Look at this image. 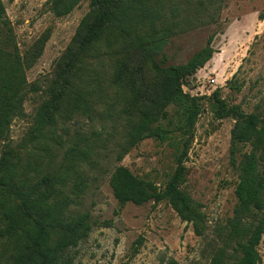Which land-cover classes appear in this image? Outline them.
Returning <instances> with one entry per match:
<instances>
[{
	"label": "rangeland",
	"instance_id": "1",
	"mask_svg": "<svg viewBox=\"0 0 264 264\" xmlns=\"http://www.w3.org/2000/svg\"><path fill=\"white\" fill-rule=\"evenodd\" d=\"M91 1L81 0L71 12L57 16L50 0H0V30L25 59L27 81L38 86L35 91L28 88L25 114L12 120L7 139L0 143V158L6 149L19 153L23 158L19 170L37 179L63 173L59 199L68 202L67 215L89 213L92 226L86 237L67 249L73 264H212L237 205L240 163L251 150L249 143L232 150L236 120L217 117L212 95L219 90L228 105L245 113L264 110V0H145L158 36L165 38L157 55L163 67L187 64L206 47L212 54L183 81L184 92L195 102L183 100L166 107L161 127L170 137L144 138L121 160L118 155L126 148L133 121L120 111L130 93H121L116 68L128 47L118 41L114 47L119 53L110 56L103 46L108 38L113 43L115 29L108 27L101 54L86 58V50L75 41ZM69 51L83 60L84 70L75 83L87 94V104L81 102L69 114L70 105L65 103L57 121L39 134L34 131L37 109ZM212 73L215 86L206 81ZM162 77L146 75L151 84ZM194 106L199 113L193 124L186 123L187 111ZM175 140L188 144L180 189L196 218L186 219L170 198L121 205L110 185L114 168L126 166L163 190L178 167ZM12 250L0 242V264H9ZM258 251L264 264V233Z\"/></svg>",
	"mask_w": 264,
	"mask_h": 264
},
{
	"label": "trees",
	"instance_id": "2",
	"mask_svg": "<svg viewBox=\"0 0 264 264\" xmlns=\"http://www.w3.org/2000/svg\"><path fill=\"white\" fill-rule=\"evenodd\" d=\"M80 1L50 0V9L62 16ZM151 10L145 0H92L91 10L83 19L75 41L81 50H86L83 53L86 58L99 56L103 47L116 58L119 50L114 44L118 41L128 47V55L116 68V81L123 84L121 93H130L120 111L130 116L133 124L119 160L144 138L166 140L170 137L169 130L161 127L166 107L183 100L195 102V98L184 92L183 81L212 54L210 47H206L195 53L187 64L163 67L157 55L165 38L158 36ZM108 27L115 29L114 40L112 43L108 38L102 47L101 39ZM9 41L0 30V143L7 139L12 120L25 114L28 88L38 89L27 81L25 59L10 47ZM74 54L75 51H69L65 55L64 64L58 67L47 87L48 97L37 109L34 131L39 134L57 121L65 103L71 106H68L69 114L78 109L81 102L87 104V94L75 83L84 70L83 60L76 59ZM76 63H80L79 67ZM146 75L156 79L163 77L151 84ZM212 96L217 104V117L233 116L236 120L232 129V150L235 151L239 143L251 144L250 152L239 166L240 176L235 188L237 205L225 226L223 244L215 251L212 264H260L258 245L264 233V110L245 113L237 105H228L219 96V90ZM198 113L197 106L189 109L186 123L193 124ZM174 143L178 167L163 190L126 166L114 168L110 185L121 205L128 202L141 205L170 198L186 219L196 218L190 199L180 189L185 177L183 162L188 144L178 140ZM22 159L11 149H6L0 158V242L7 249L13 246L7 261L9 264H73L66 251L90 232V214L67 215L68 202L59 199V186L64 185L63 173L34 178L26 170H19Z\"/></svg>",
	"mask_w": 264,
	"mask_h": 264
},
{
	"label": "built area",
	"instance_id": "3",
	"mask_svg": "<svg viewBox=\"0 0 264 264\" xmlns=\"http://www.w3.org/2000/svg\"><path fill=\"white\" fill-rule=\"evenodd\" d=\"M200 79H201V77H200ZM202 80H204V78H202ZM206 81H207L208 85H210V86L217 85V79L215 77V74H213V73L210 76H208Z\"/></svg>",
	"mask_w": 264,
	"mask_h": 264
}]
</instances>
